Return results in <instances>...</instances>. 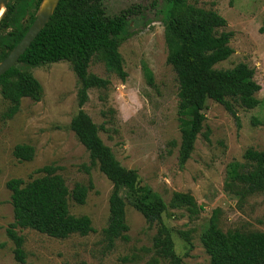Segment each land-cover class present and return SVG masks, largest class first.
Masks as SVG:
<instances>
[{"label": "rangeland", "instance_id": "374dc122", "mask_svg": "<svg viewBox=\"0 0 264 264\" xmlns=\"http://www.w3.org/2000/svg\"><path fill=\"white\" fill-rule=\"evenodd\" d=\"M187 3L217 11L226 20L224 30L233 32L229 42L233 53L216 68L244 63L254 69L253 80L261 87L255 94L258 102L253 107L234 105L239 127L222 105L206 100L203 128L189 159L179 167L177 82L166 62L164 24L159 12L162 0H102L108 16L137 6V14L129 18V36L115 42L126 78L121 80L107 72L100 60L93 59L88 71L108 78L110 84L105 89L91 88L82 109L98 127L99 137L115 160L122 167L136 170L139 186L151 187L167 205L173 193L186 192L202 206L196 214L186 207L168 206L162 220L182 264H207L209 258L199 238L214 209L220 210L218 226L223 231H264V191L239 200L227 174L231 163L245 162V150L264 151V0ZM143 64L152 72L153 85L147 84ZM29 71L42 86L39 101L22 98L18 112L3 119L8 102L0 94V264H116L123 257L127 258L125 264H168L153 249L155 228L129 203L125 207L127 238L106 248L102 229L108 219L112 184L98 165H91L88 152L69 128L78 109V83L71 63L61 61ZM16 144L34 148L30 161L13 157ZM45 165L57 167L69 189L75 183L88 187L85 203L70 199L69 211L88 216L93 232L58 239L31 229H17L24 238L25 260L20 263L5 232L13 221L10 191L5 184L12 178L27 182L38 177L41 174L35 170Z\"/></svg>", "mask_w": 264, "mask_h": 264}, {"label": "trees", "instance_id": "16d2710c", "mask_svg": "<svg viewBox=\"0 0 264 264\" xmlns=\"http://www.w3.org/2000/svg\"><path fill=\"white\" fill-rule=\"evenodd\" d=\"M41 2L7 0L0 17V62L28 31ZM136 8L129 7L108 16L102 0H58L47 22L17 63L0 76V94L8 102L2 118L13 117L22 98L41 99L42 86L30 68L70 62L78 83V109L69 128L88 152L91 165H98L112 184L108 219L102 229L106 248L127 238L125 207L129 203L155 228L152 246L157 256L168 264H182L162 214L168 206L186 207L194 214L201 211L202 206L186 192L173 193L167 205L151 187L139 186L136 170L122 167L115 160L110 148L99 137L98 127L82 109L91 88L105 89L110 84L108 78L88 71L93 59L100 60L107 72L125 80L123 60L115 42L120 43L129 36V18L137 14ZM159 12L164 24L166 62L177 82L176 114L180 128L177 159L182 168L203 128L206 100L222 105L239 127L234 105L255 106L258 102L255 94L261 87L253 80L254 69L244 63L226 69L215 67L233 53L229 45L233 32L224 30L226 20L217 11L195 7L187 0H162ZM261 30H264V20ZM142 72L147 84L153 85V75L146 64L142 65ZM33 154L34 148L28 144H16L12 150L18 161H30ZM243 158L244 163H231L227 172L229 185L235 188L239 200L264 191V151L249 148ZM35 172L41 175L27 182L12 178L5 184L10 191L13 212V221L5 232L14 245V258L20 263L25 260L24 238L17 229H31L58 239L93 232L88 216H76L69 211L70 199L76 204L85 203L88 187L75 183L69 189L54 165H45ZM219 213V209L212 211L199 238L209 258L207 264H264V231H223L218 226ZM2 246L0 244V248ZM126 260V257L120 258L116 264H125Z\"/></svg>", "mask_w": 264, "mask_h": 264}, {"label": "water", "instance_id": "95a60500", "mask_svg": "<svg viewBox=\"0 0 264 264\" xmlns=\"http://www.w3.org/2000/svg\"><path fill=\"white\" fill-rule=\"evenodd\" d=\"M57 1L58 0H55V2L54 0H42L37 16L28 31L16 47L8 54V56L0 62V76L17 63L19 57L25 52L44 24L47 22L48 17L51 15L57 4ZM6 2L7 0H0V3L3 4V8ZM49 8H51L50 12H48Z\"/></svg>", "mask_w": 264, "mask_h": 264}, {"label": "bare ground", "instance_id": "6f19581e", "mask_svg": "<svg viewBox=\"0 0 264 264\" xmlns=\"http://www.w3.org/2000/svg\"><path fill=\"white\" fill-rule=\"evenodd\" d=\"M54 2H55V0H54ZM54 2H53V4H54ZM0 10H2V11H0V16H1V14L3 13V10H4L2 3H0ZM50 11H51V8H49L48 12H50Z\"/></svg>", "mask_w": 264, "mask_h": 264}, {"label": "clouds", "instance_id": "9594fccd", "mask_svg": "<svg viewBox=\"0 0 264 264\" xmlns=\"http://www.w3.org/2000/svg\"><path fill=\"white\" fill-rule=\"evenodd\" d=\"M0 11H2V10H0Z\"/></svg>", "mask_w": 264, "mask_h": 264}]
</instances>
